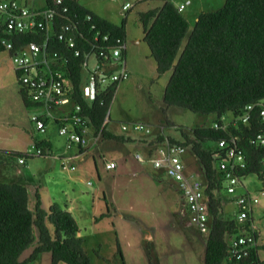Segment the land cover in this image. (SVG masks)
Listing matches in <instances>:
<instances>
[{
	"label": "rangeland",
	"instance_id": "rangeland-1",
	"mask_svg": "<svg viewBox=\"0 0 264 264\" xmlns=\"http://www.w3.org/2000/svg\"><path fill=\"white\" fill-rule=\"evenodd\" d=\"M89 1L93 0H81ZM191 1L193 4L184 12L193 11L198 5L204 11L218 10L226 0ZM95 2L98 7L107 10L106 16L110 20L122 23L123 19H127L125 61L129 78L118 85L109 109L107 130L110 129L108 131L113 135L123 136L120 125L142 123L154 129L164 126L165 133L167 131L178 137L177 128L189 131L201 125L213 127L215 116H202L180 107L167 108L164 103L165 89L172 71L158 76L157 64L144 41L140 21L141 12L162 2ZM37 3L43 4L42 0ZM126 4L133 7L124 12L123 6ZM20 89L11 55L5 50L0 53V181L18 182L24 176L35 202L38 190L42 192L44 201L50 197L49 194H54L60 202H63L61 198L64 199L63 190L71 194L75 190L74 198L78 200L80 208L75 213L78 236L83 240L84 249L93 264H204L208 236L199 234L194 226L188 225V218L181 215L184 204L168 176L164 172L154 171L148 161L142 163L136 159L137 154L145 157L141 147L108 140L103 134L95 143L94 139L99 133L89 128L90 143L86 147L85 159L66 162L64 158L79 153L78 146L74 145L70 150L66 138L58 134L51 122L47 124L45 133L38 131L31 116L45 110L26 106ZM228 115L226 122L236 125L233 115ZM131 134L141 136L134 132ZM47 138L51 140L53 150L45 155L29 158L25 165L18 163V156H11V153H26ZM204 148L213 151L217 143L207 142ZM190 151L191 148L189 159H193L195 156ZM195 160L191 167L198 170L200 164L196 157ZM107 161H114L117 168L108 170ZM201 174L200 170V177ZM194 175L198 177L199 173ZM246 192L259 199L255 208L256 220L264 230V180L254 174L247 176L244 187L238 188V194ZM223 197L224 217L235 220V204L226 193ZM50 229L54 234L52 225ZM261 257L264 258V252Z\"/></svg>",
	"mask_w": 264,
	"mask_h": 264
},
{
	"label": "trees",
	"instance_id": "trees-1",
	"mask_svg": "<svg viewBox=\"0 0 264 264\" xmlns=\"http://www.w3.org/2000/svg\"><path fill=\"white\" fill-rule=\"evenodd\" d=\"M145 1L163 3L161 8L141 13L140 21L144 41L157 64L158 76L172 71L164 94L167 108L180 107L202 116H215V122L223 126L222 119L228 114L238 119L247 105L264 100V0H226L221 9L201 14L191 33L189 22L174 2ZM65 4L69 7L68 17L74 19L73 16H76L75 21L80 24L83 39L79 44L85 45L82 50H89L85 39L94 44L92 39L97 32L102 34L101 37L107 35L110 43L117 39L126 42V18L121 25H116L76 0H65ZM88 16L91 17L90 21L86 20ZM93 25L95 29L91 30ZM3 40H9L15 48H19L28 43L42 42V34H7L0 24V53L5 51ZM50 51L66 52L59 43L50 45ZM67 54L73 101L81 106L82 115L89 121V128L97 134L102 132L108 140L128 142L125 136L113 135L106 127L118 84L108 87L96 100H88L83 94L86 75L81 65L84 58L74 57L69 52ZM20 94L26 106H36L30 102L22 87ZM259 111L256 108L251 113L249 125L237 122L224 130L204 125L189 131L177 128L176 132L182 140L170 137L171 141L191 148L190 152L198 159L202 171L211 217L204 264H225L227 240L229 236L239 233L235 220L224 217L223 195L226 191L213 157L216 149H206L204 144L238 138V145L247 161V167L240 175L245 179L254 174L264 180V147H255L250 143L254 135L264 131ZM169 125L173 127L171 123ZM36 145L51 148L47 142ZM11 156H18L19 159L22 153H11ZM36 201L35 210L32 211L25 185L0 182V264H30L43 253L52 255V264H92L83 240L78 237L79 227L73 215L57 203L48 211L44 210L38 194ZM50 225L54 227V234ZM32 246L34 249L30 256L22 259L24 252ZM253 262H260L257 255L240 264Z\"/></svg>",
	"mask_w": 264,
	"mask_h": 264
},
{
	"label": "built area",
	"instance_id": "built-area-1",
	"mask_svg": "<svg viewBox=\"0 0 264 264\" xmlns=\"http://www.w3.org/2000/svg\"><path fill=\"white\" fill-rule=\"evenodd\" d=\"M0 0V24L7 34L41 33L42 42H32L15 48L9 40H3V46L11 55V59L17 73L22 89L28 95L31 103L45 110L44 115H32L31 121L35 123L38 131L45 133L48 120L56 121L59 125L58 133L65 137L67 147L77 145L81 148L88 147L90 141L89 121L82 115L80 105L74 103L72 84L69 78V53L74 57L83 56V72L86 75L83 87L84 96L90 100H96L110 86L120 84L128 80L129 72L125 61L126 42L117 39L110 43L107 35L101 37L97 32L92 41L85 39V44L90 48L82 50L79 41L82 38L79 30V22L69 18V7L65 0ZM144 0H139L142 2ZM174 2L173 0H171ZM175 4V2H174ZM191 4L190 0H180L175 4L178 11L183 13ZM133 5L126 4L123 11H129ZM87 21L91 20L88 16ZM95 26L91 27L94 30ZM59 43L66 52L50 51V45ZM66 107H71L66 110ZM259 108V116L264 122V100L256 104L247 105L242 114L236 119L244 125H249L251 113ZM60 111L59 116L53 114ZM108 120H106L107 124ZM120 130L129 135L131 132L150 138L149 154L143 157L136 155L139 162L149 161L152 167L164 172L170 181L176 186L184 208L182 216L188 218V225L194 226L199 234L208 236L211 231V217L208 199L205 195V183L202 177H196L186 172L185 157L189 149L180 143L171 141L165 133V127L156 129L146 124L130 123L120 125ZM214 128L226 129L215 123ZM102 132L94 139L97 143ZM152 141L153 144H152ZM251 145L264 147V131L254 135L250 139ZM44 147L33 146L32 150L23 153L18 159L23 165L32 157L45 155ZM214 159L223 179L226 194L233 198L237 207L235 224L238 234L229 236L228 254L226 263L240 264L253 255L258 257V247L261 240V232L253 219L255 208L259 204L258 197L249 192L238 194V188L244 187V177L240 173L246 169L247 161L243 150L238 145V138L230 137L217 142ZM264 163V157L262 159ZM65 169H68L64 166ZM106 168L114 170L117 164L107 161ZM251 264H260L253 262Z\"/></svg>",
	"mask_w": 264,
	"mask_h": 264
},
{
	"label": "crops",
	"instance_id": "crops-1",
	"mask_svg": "<svg viewBox=\"0 0 264 264\" xmlns=\"http://www.w3.org/2000/svg\"><path fill=\"white\" fill-rule=\"evenodd\" d=\"M80 5H82L83 7H85V8H87L88 10H90L91 12H93V13H95L96 15H98V16H100V17H102V18H104V19H106V20H108V21H110V22H112V23H114V24H116V25H121V23L120 22H114V21H112V20H110L106 15H108L107 13H106V9L105 8H100V7H98L97 6V3L95 2V0H93L92 2L91 1H89V2H81V0H76ZM174 1V0H173ZM191 1V0H190ZM143 2V1H142ZM147 2H149V1H147ZM175 2V4H178V3H180V0H179V2H176V1H174ZM88 3H90V5L88 4ZM225 3V2H224ZM193 4V2L191 1V4L189 5V6H191ZM163 6V3L161 4V5H158V6H155V7H153V8H150L149 10H146V11H144V12H147V11H150V10H152V9H157V8H161ZM186 10V9H185ZM219 10V9H218ZM214 11H216V10H211V11H204V10H202V8L198 5V6H196V8L193 10V11H188V12H183L182 14H183V16L186 18V20L189 22V25H190V33L193 31V29H194V27H195V24L197 23V21H198V18L200 17V15L201 14H204V13H211V12H214ZM144 12H141V13H144ZM140 13V14H141ZM126 32H127V28H126ZM126 39H127V34H126ZM125 39V40H126ZM186 43H187V39L185 40V42H184V46L186 45ZM34 107H37V106H34ZM39 108V107H38ZM39 109H42V108H39ZM71 109V107H66V110H70ZM44 113L45 112H43V113H41V114H39V115H44ZM60 111H54L53 112V114L55 115V116H59L60 115ZM227 117H229V115H227V116H225L223 119H222V121L224 122L223 123V125L224 126H226V127H228L229 125H230V122L229 123H227L226 122V120H227ZM110 119V118H109ZM215 120H216V118H215ZM214 120V121H215ZM232 119H229V121H231ZM49 122H51L52 124H54V128H56L57 129V131L59 130V125H58V123L56 122V121H53V120H48V122L46 123V124H48ZM109 126V125H108ZM109 128H111L110 126H109ZM172 129V128H171ZM108 130H110V129H108ZM113 130V129H112ZM114 131V130H113ZM110 132V131H109ZM115 132V131H114ZM111 133V132H110ZM178 133V132H177ZM59 134V133H58ZM116 134V133H115ZM166 134L169 136V137H173L174 139H178V140H182L180 137H179V133L177 134L178 135V137H176V136H174L173 134H170V133H168L167 131H166ZM123 136H125L126 137V139H129V141L128 142H125V143H132V144H134L135 146H138V147H141L142 149H143V153H144V155H145V157H147V155L149 154V150H150V148H149V142H150V138H146V137H143V136H137V135H135V134H129V135H124L123 134ZM39 142H47V143H49L50 144V146H51V148L49 147V148H44V149H46L45 151L47 152V151H52L53 150V145H52V142H51V140L50 139H44V140H42V141H39ZM78 148H79V153H75V154H73V155H70V157L69 158H64V160L67 162L68 160H76V159H81V160H84L85 158V156L87 155V150H86V148H81V147H79L78 146ZM72 148H70V150H71ZM45 152V153H46ZM71 152H73V151H71ZM192 155V154H191ZM188 156V157H187ZM193 160H195V157L192 159H189V154H187L186 155V157H185V161H186V167H187V169H186V172L188 173V174H195V173H199V175L198 176H200V168H198V170H193L192 169V161ZM147 161V160H146ZM149 162V161H148ZM195 162H196V160H195ZM19 163V162H18ZM150 163V162H149ZM151 164V163H150ZM21 165V164H20ZM23 165H25V164H23ZM154 171H155V169H154ZM158 172V171H157ZM161 172V171H160ZM18 173H21L20 171H18ZM21 175V174H20ZM25 177L24 176H21L20 177V179H19V181L18 182H12V183H21V184H23V185H25L26 186V188H27V190H28V193H29V208H30V210H32V211H34L35 210V207H36V202L32 199V197H31V193H30V190H29V188H28V186L25 184ZM0 182H2V181H0ZM170 183H171V185L175 188V190H176V192H177V194L179 195V197H180V199H181V196H180V194H179V192H178V190H177V188H176V186L170 181ZM73 190H74V187L72 188ZM39 194V196H40V200H41V204H42V208L44 209V210H46V211H48L49 210V208L53 205V204H55V203H57V204H59L63 209H65V210H67V211H69L72 215H73V217L75 218V220H76V222H77V224H78V221H77V218H76V212H78V210H80V208H79V206H78V200L76 201L75 199H76V197L74 198V193H75V190L73 191V193L71 194L69 191H67L66 189L65 190H63L62 191V193H63V195H64V199H62L61 198V200L63 201V202H60L59 200H58V197H57V195H51V194H49V198H47V200H43V198H42V192H39V190L36 192V194ZM73 197V198H72ZM77 199H78V197H77ZM230 199V201L234 204V202H233V198L232 197H230L229 198ZM182 200V199H181ZM183 201V200H182ZM236 206V205H235ZM237 208V207H236ZM256 210H254V213H253V219H254V221L256 222V224L258 225V222H257V220H256V212H255ZM182 212H183V209L181 210V215H182ZM258 227H259V229H260V232H261V240H260V242H259V247H258V259H259V261H260V263H263L264 264V258H262L261 257V254H262V252H264V230H261V228H260V226L258 225ZM49 228H50V226H49ZM51 230V229H50ZM79 237V236H78ZM33 249H34V246H32V247H30L28 250H26L25 252H24V254L22 255V259H26L27 257H29L30 256V254L33 252ZM91 262H92V260H91ZM30 264H52V255L50 254V253H43V254H41V255H39L38 256V258L35 260V261H33L32 263H30ZM92 264H93V262H92ZM225 264H233V263H225Z\"/></svg>",
	"mask_w": 264,
	"mask_h": 264
}]
</instances>
